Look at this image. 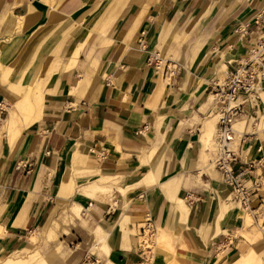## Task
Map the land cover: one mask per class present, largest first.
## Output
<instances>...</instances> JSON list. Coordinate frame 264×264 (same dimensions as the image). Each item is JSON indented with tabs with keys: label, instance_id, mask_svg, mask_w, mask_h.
<instances>
[{
	"label": "crops",
	"instance_id": "obj_1",
	"mask_svg": "<svg viewBox=\"0 0 264 264\" xmlns=\"http://www.w3.org/2000/svg\"><path fill=\"white\" fill-rule=\"evenodd\" d=\"M114 5L0 0V257L51 222L58 238L88 218L97 253L55 250L51 264L264 260V80L234 125L248 207L206 141L218 125L212 83L264 35V0H124L113 19ZM38 91V119L12 140L10 106ZM99 179L115 187L87 195ZM73 203L88 217L66 219ZM149 219L154 248L140 242Z\"/></svg>",
	"mask_w": 264,
	"mask_h": 264
},
{
	"label": "built area",
	"instance_id": "obj_2",
	"mask_svg": "<svg viewBox=\"0 0 264 264\" xmlns=\"http://www.w3.org/2000/svg\"><path fill=\"white\" fill-rule=\"evenodd\" d=\"M263 80L264 35L252 44L245 59L239 60L235 68L230 70L223 79L214 81L211 86L213 102L218 115L215 136L216 167L223 181L233 188L235 198L245 207L249 205L250 194L244 181V171L237 172L234 169L236 161V154L232 149L235 138L234 124L242 116L243 106L247 102L257 106V102L261 100ZM146 231L151 237L149 243L153 246L155 228L150 219L147 220L144 234Z\"/></svg>",
	"mask_w": 264,
	"mask_h": 264
},
{
	"label": "bare ground",
	"instance_id": "obj_3",
	"mask_svg": "<svg viewBox=\"0 0 264 264\" xmlns=\"http://www.w3.org/2000/svg\"><path fill=\"white\" fill-rule=\"evenodd\" d=\"M39 90L41 91V89H39ZM40 91L35 92L34 94H31L29 92L26 95H24L25 94L24 93L23 94L24 95L23 97H21L12 107L10 106V109H9V117L5 121V124H4L3 128H2V130L3 131L8 130L9 131V134H10L9 136H11V139L12 140L18 136V134L23 129L24 125L31 124V123L35 122L38 119V117H39V111L41 110L40 109L41 108L40 107L41 106L40 103H41V99H42V92H40ZM3 121H4V119H3ZM210 122H212V121H210ZM236 122H239V121H236ZM236 126H237V124H236ZM246 128H247V125H246L245 129ZM211 131H210V128H209V130H208V132L206 134V137H207L206 141H207V144L208 145H210L209 142H211L210 141L211 140ZM234 140H236V138ZM149 177H151V174H149V175H147L145 177V179L147 180V182L150 181ZM113 187H115L113 185V183L104 182L101 179H99L97 181H94V182L89 183V185H87L85 187V192L87 193V195L89 194V196L95 197L99 193L100 194L101 193L103 194L104 192H107V191L112 190ZM148 187H150V186L148 185ZM103 195H105V194H103ZM180 203L182 205L181 207L182 208H185V205H186L185 202L183 200H180ZM84 209L85 208L81 207L80 204L73 203L67 209H65V216L64 217L66 219H71L72 220V218L74 216H76V217L77 216H82L83 213H84ZM248 218H249V216H248ZM57 227L58 226H57V223L56 222H51V224L45 228V230L42 232V236L44 238V241H49L50 242V241L56 240V238H57L56 228ZM97 230L98 229H96V231ZM125 231H126V229H125ZM99 232H101V231H99ZM34 233H32L29 236V242L30 243H34L36 241V237H35ZM163 236L165 237V235H161L160 236V239L158 240V244L159 245L163 244V240L166 241L165 240L166 238H163ZM104 244H105V242H104ZM101 247L104 250H105V248L107 249V247L105 245L104 246L102 245ZM37 248H35V249H28L25 246L24 247H20V248H18V250H15V251L9 253L6 257H3V258L1 257L0 258V264H51V262L49 260V257L47 255L43 254ZM225 264H226V262H225ZM230 264H264V261L261 260L259 258V256L255 252H252L251 251V253H249L248 255L242 256L241 258H238L236 261H233Z\"/></svg>",
	"mask_w": 264,
	"mask_h": 264
},
{
	"label": "rangeland",
	"instance_id": "obj_4",
	"mask_svg": "<svg viewBox=\"0 0 264 264\" xmlns=\"http://www.w3.org/2000/svg\"><path fill=\"white\" fill-rule=\"evenodd\" d=\"M124 0H116V5H114V9L115 7H117V9L115 10V14L113 16V19H115L119 12L120 9L118 8H121L122 6V2ZM118 4V5H117ZM113 9V11H114ZM7 109H8V106H7ZM9 111V110H8ZM2 115V118H4V114H1ZM8 116V115H7ZM6 118V117H5ZM4 118V119H5ZM217 118V116H216ZM244 121V124H243V130H246L247 128L249 129L250 127V122L247 123V121L243 120ZM247 125V128L245 129ZM215 136H216V131H213L212 133V136H211V142H209L210 145H208V147L210 148V153L211 155L213 153H216V150H217V143H216V139H215ZM69 207V206H68ZM68 207L64 208V209H67ZM84 213H86V211L84 210ZM61 215V212L60 214ZM58 215V216H59ZM79 215V214H78ZM57 216V217H58ZM249 216V215H247ZM83 217H88L87 215H82L81 219ZM251 217L249 216V220ZM94 226H92L90 223H89V219L87 218V221H86V224H78L77 226L75 227H72L70 229V233L67 234V235H64V234H61L60 232V235L58 236L57 240L54 241V242H51V243H48V244H40V241H44V238L42 236V232L45 230H41L40 232H35L34 235L36 237V241L34 243H30L28 245H24L26 248L28 249H39L43 254L47 255L53 251H57L59 254L61 253L60 251H62L63 253H71L72 251H75V252H78L82 255V253H85V252H90L92 254H95L97 253L96 252V249L93 248V244L95 242L94 240V237H93V228ZM1 233V232H0ZM142 237V236H140ZM144 238H140V242H142L144 244V246H150L152 248H154L150 243H149V240H150V236L148 234V231H146L145 235L143 236ZM62 242L61 245H59L57 247V244L59 242ZM145 241V242H144ZM58 249V250H57ZM252 252H255L252 250ZM251 253V251L249 252ZM248 253V254H249ZM256 253V252H255ZM247 254V255H248ZM257 254V253H256ZM7 256V255H6ZM6 256H3V257H6ZM246 256V255H244ZM2 257V258H3ZM1 258V257H0ZM260 258V257H259ZM261 259V258H260ZM262 260V259H261ZM264 261V260H263Z\"/></svg>",
	"mask_w": 264,
	"mask_h": 264
}]
</instances>
